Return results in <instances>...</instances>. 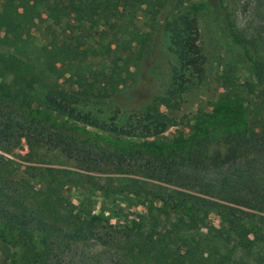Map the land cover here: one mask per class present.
Instances as JSON below:
<instances>
[{"label":"trees","instance_id":"16d2710c","mask_svg":"<svg viewBox=\"0 0 264 264\" xmlns=\"http://www.w3.org/2000/svg\"><path fill=\"white\" fill-rule=\"evenodd\" d=\"M89 1L0 0V44L27 56L41 53L34 60L0 53V88L4 90V100L22 114L47 105L51 109L44 114L46 121L51 122L48 147L87 166L90 172L106 174L114 167H122L126 174L147 176L171 186L147 188L143 186L146 183L130 179L132 182L117 188L144 194L162 205L179 203L182 207L174 218L162 208H155L156 214L149 212L147 223L116 231L122 235L116 247L134 260L154 264H264V135L259 132L263 102L252 104L251 110L246 108L247 129L252 137L242 141L246 130L240 132L241 124L236 120L218 116L220 110L200 109L192 135L180 134L165 141L156 138L178 124L174 117L159 112L156 104L148 112L140 113L146 119L141 127L118 126L77 112L73 104L110 98L127 88L134 77L132 69L152 55L151 45L158 33H167L187 59V65L195 70L202 59L195 21L181 11L161 17L171 0H111L115 21L109 25L111 41L96 54L107 61L99 71L74 52L63 51L55 36L47 47L29 46L31 30L44 14L61 26L58 8ZM136 19L145 20L146 30L135 28ZM217 20L251 64L257 84L262 85L264 35L240 30L226 7L219 10ZM12 27L16 29L11 32ZM257 84L249 82L250 95L257 93ZM181 88L167 92V109L175 107ZM54 113L80 124L86 138L77 140L70 130L55 126ZM223 113L235 112L226 108ZM24 131L26 128L23 135ZM23 135L17 141L21 143L24 137L31 140V136ZM211 138L215 139V146H205ZM0 150L10 152L9 147L0 146ZM30 169L38 171L31 176L33 179L54 176V171L66 173L29 167L25 174ZM16 171L12 162L0 154V220L16 234L12 235L14 243L27 248L29 264L40 259V253L29 241L38 233L47 232L50 220L54 222L53 229L57 223H64L66 217L73 215L75 206L60 194L62 182L55 180L58 187L47 186L44 191L25 178L14 179ZM84 220L88 227L105 222L99 215Z\"/></svg>","mask_w":264,"mask_h":264},{"label":"rangeland","instance_id":"374dc122","mask_svg":"<svg viewBox=\"0 0 264 264\" xmlns=\"http://www.w3.org/2000/svg\"><path fill=\"white\" fill-rule=\"evenodd\" d=\"M170 2L162 11L161 17H169L181 11L195 21L197 44L200 45L202 54V59L196 64L200 66L195 70L194 66L187 65V59L179 53V47L173 44L167 33L161 32L151 45L152 55L132 69L134 77L127 88L110 98L79 102L72 107L92 119L124 127H141L146 124V119L140 113L148 112L156 104L159 112L174 117L178 124L157 137V141H165L180 134L188 137L193 134L197 125L200 109L205 112L220 110L218 116L232 118L241 124L240 132L246 130L242 141L252 137V132L247 129L249 119L246 117V108L250 107L251 110V106L254 107L252 104L263 102L259 117L262 128L259 132L264 135V79L262 85L257 84L256 76L251 74V64L224 33L217 20L219 10L226 7L232 22L240 30L264 35V0ZM111 6V0H90L84 5L77 2L67 4L58 8L61 26H56L44 14L31 30L29 46L47 47L55 36L63 51L74 52L86 64L94 66L95 71H99L107 61L96 54L98 49L111 41L112 31L109 25L115 21ZM134 24L140 30L147 28L144 19H136ZM15 29L9 28L11 32ZM117 52L113 51V54ZM0 53L13 54L25 60H34L41 55L36 52L27 56L13 47L1 44ZM249 82H255L258 86L254 95L248 93ZM179 86L182 88L175 107L167 109V92ZM37 108L40 109L39 112L36 111ZM226 108L235 113L224 115ZM50 111L47 105H41L22 114L16 106L4 100V90L0 88V146L10 148V152L0 150V154L16 168L13 178H25L44 191L47 186L57 188L58 184L54 181L58 180L63 184L60 194L75 206L73 215L66 217L64 223H57V228L53 229L54 222L50 220L47 224L51 227L47 232L38 233L29 241L40 253V259L29 264H154L136 261L126 251L116 247L118 239L122 240V235L116 231L128 225L147 223L149 212L156 214L155 208H162L167 216L174 218L182 208L181 204L162 205L144 194L136 195L117 188L132 182L130 179L146 183L143 186L147 188L171 186L147 176L126 174L122 167H114L106 174L90 172L87 166L67 159L61 151L51 150L48 147L47 132L51 122L44 117ZM54 116H57L54 118L55 126L70 130V134L77 140L86 138L87 134L80 124L59 113H54ZM23 128H26L24 135L31 136V140L24 137L20 143L17 140L23 135ZM88 130L95 132L92 128ZM215 144L214 138L204 143L209 147H214ZM29 167L41 170L51 168L66 173L54 171V176H37L33 179L31 176L38 174V171L30 169L29 174H25ZM49 182L52 183L49 185ZM95 184L105 186V189L101 190ZM109 185L110 189H107ZM93 215L103 216L105 222L88 227L84 219ZM213 220L218 224L215 217ZM12 235L16 234L10 232V228L0 220V264H27V248L23 244H15V237ZM80 238L83 240L79 241Z\"/></svg>","mask_w":264,"mask_h":264}]
</instances>
